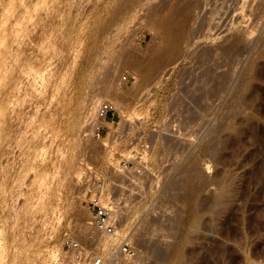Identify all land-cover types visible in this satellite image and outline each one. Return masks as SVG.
Instances as JSON below:
<instances>
[{
  "label": "rangeland",
  "instance_id": "374dc122",
  "mask_svg": "<svg viewBox=\"0 0 264 264\" xmlns=\"http://www.w3.org/2000/svg\"><path fill=\"white\" fill-rule=\"evenodd\" d=\"M89 167L132 264L264 263V0H0V264L98 247Z\"/></svg>",
  "mask_w": 264,
  "mask_h": 264
},
{
  "label": "built area",
  "instance_id": "2783aa9c",
  "mask_svg": "<svg viewBox=\"0 0 264 264\" xmlns=\"http://www.w3.org/2000/svg\"><path fill=\"white\" fill-rule=\"evenodd\" d=\"M116 113L117 107L111 100H103L98 105L95 118H90V134L93 138L100 139L104 135V121L111 120L114 124ZM80 180L85 188L87 208L92 214L88 221L92 227L88 239H96L99 234L107 236L111 242L108 245L111 256L106 257L101 253L94 255L87 247L89 242L84 243L66 234L62 258H58L57 261L61 259L62 264H81L85 260H88L89 264H124L125 258L136 257L137 248L128 239V234L118 232L120 219L117 214L115 215V206L110 200L104 202L102 199L105 187L103 174L89 167L81 173Z\"/></svg>",
  "mask_w": 264,
  "mask_h": 264
},
{
  "label": "bare ground",
  "instance_id": "6f19581e",
  "mask_svg": "<svg viewBox=\"0 0 264 264\" xmlns=\"http://www.w3.org/2000/svg\"><path fill=\"white\" fill-rule=\"evenodd\" d=\"M256 27V26H255ZM254 28V27H253ZM169 29H170V33H174V30H175V27H174V25L171 23L170 24V27H169ZM253 30V29H252ZM255 69V68H254ZM247 73H249V72H247ZM247 76V75H246ZM251 76V75H250ZM4 85V84H3ZM102 98L101 97H98V99H96V100H94V102H93V104H94V106L95 105H97V103H101L102 101ZM100 101V102H99ZM98 104V105H99ZM96 110V109H95ZM96 112V111H95ZM92 115V114H91ZM95 115V114H94ZM108 123H112V122H108L107 121V119L104 121V124L106 125V124H108ZM192 167V166H191ZM196 167H197V165H196ZM194 168V167H193ZM192 168V169H193ZM195 169V168H194ZM193 169V171H192V173H191V176H195V177H197L198 176V173L200 174V172L198 171H196V170H194ZM198 170V169H197ZM190 175V174H189ZM198 178V177H197ZM196 178V179H197ZM194 186H192L191 188H189L188 189V191H187V195H189V196H191V194H193V192H194V188H193ZM188 196V197H189ZM102 199H103V201L104 202H106L107 200H110L112 203H113V206H114V202H113V200L112 199H110V198H104L103 197V193H102ZM116 202V201H115ZM90 212V211H89ZM91 213V212H90ZM91 215L92 214H90V217L89 218H91ZM115 215H116V213H115ZM90 220V219H89ZM89 223V222H88ZM119 226H120V224L118 225V232L119 233H123V232H121L120 231V229H119ZM121 227V226H120ZM125 231V230H124ZM123 234H125V233H123ZM128 234V233H127ZM130 234H128V239L131 241V243H132V239H131V237L129 236ZM98 236V238H99V244H98V247H94V248H88V249H91L92 250V254H98V253H101L100 251H99V249H101L102 251H105L104 253H101V254H103V255H105L106 257H108V256H111V253H110V251L108 250V245L109 244H111V242H110V240L108 239V237L107 236H105V235H97ZM101 236V237H100ZM96 242L98 241V239L97 240H95ZM96 244V243H95ZM133 244V243H132ZM3 248V247H2ZM95 249H98V250H95ZM96 251H98V252H96ZM57 252V251H56ZM55 253V252H54ZM59 253V252H58ZM55 255H57V254H55ZM54 256V255H53ZM57 257V256H56ZM54 258V257H53ZM58 258V257H57ZM136 257H134V258H125V260H124V264H132V262H133V260L135 259ZM2 259V258H1ZM57 260V259H56ZM251 263L253 264V262L251 261ZM81 264H89V261L88 260H85L83 263H81ZM254 264H255V262H254ZM258 264H260L259 262H258Z\"/></svg>",
  "mask_w": 264,
  "mask_h": 264
}]
</instances>
